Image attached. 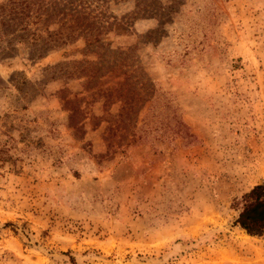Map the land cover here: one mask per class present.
<instances>
[{"label":"rangeland","instance_id":"1","mask_svg":"<svg viewBox=\"0 0 264 264\" xmlns=\"http://www.w3.org/2000/svg\"><path fill=\"white\" fill-rule=\"evenodd\" d=\"M259 184L264 0H0V264H264Z\"/></svg>","mask_w":264,"mask_h":264},{"label":"trees","instance_id":"2","mask_svg":"<svg viewBox=\"0 0 264 264\" xmlns=\"http://www.w3.org/2000/svg\"><path fill=\"white\" fill-rule=\"evenodd\" d=\"M154 114H151L148 122ZM174 118L176 115L172 114ZM172 118V119H174ZM175 129L172 133L175 135H184L183 126L175 120ZM145 122V123H146ZM144 123V124H145ZM167 132V127H163V133ZM243 206L235 220V225L239 226L250 237H261L264 233V184L252 187L242 196Z\"/></svg>","mask_w":264,"mask_h":264}]
</instances>
